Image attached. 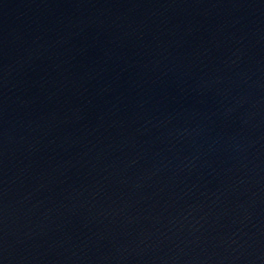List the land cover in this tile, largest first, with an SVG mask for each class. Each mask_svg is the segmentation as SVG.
Here are the masks:
<instances>
[{
    "label": "water",
    "instance_id": "obj_1",
    "mask_svg": "<svg viewBox=\"0 0 264 264\" xmlns=\"http://www.w3.org/2000/svg\"><path fill=\"white\" fill-rule=\"evenodd\" d=\"M0 264H264V0H0Z\"/></svg>",
    "mask_w": 264,
    "mask_h": 264
}]
</instances>
